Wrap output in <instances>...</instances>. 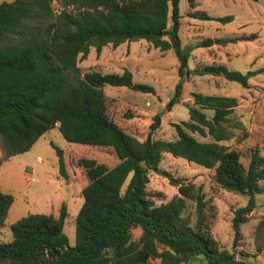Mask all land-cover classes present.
<instances>
[{
    "label": "trees",
    "instance_id": "obj_1",
    "mask_svg": "<svg viewBox=\"0 0 264 264\" xmlns=\"http://www.w3.org/2000/svg\"><path fill=\"white\" fill-rule=\"evenodd\" d=\"M190 15L231 19L230 14L211 16L200 10ZM179 17L178 0L0 1V162L27 150L55 125L65 140L109 146L116 157L111 165L93 157L76 158L86 182L80 189L82 202L75 215L72 245L62 231L66 210L61 203L57 215L28 212L10 222L11 238L0 241V264H187L196 253L210 264H247L221 248L213 236L200 185L158 166L161 154L169 152L212 168V179L222 189L247 195L243 205L232 209L235 246L239 223L255 206L254 195L264 194V155L259 148H249L244 166L238 149L219 142L233 136V128H243L241 120L233 117L236 97L193 91L188 118L171 122V138L151 135L159 123L155 115L140 139L108 115L102 86L125 85L142 91L151 86L133 82L128 69L81 71L78 65L90 47L98 54L106 44L115 47L143 38L158 49L171 48L179 75L171 100L177 101L191 49L181 47ZM211 42L207 36L194 45ZM192 70L221 75L242 86H248L247 78L254 72L228 69L217 61ZM203 109H210V115ZM193 131L211 139L199 140ZM50 144L58 174L65 176L61 148ZM150 170L166 177L176 193L155 203L153 197L161 198L162 192L147 191ZM186 200L191 202L192 221L185 211ZM11 201L12 194L0 189V225ZM263 222L264 217L255 230ZM132 227L140 228L136 238L131 237ZM262 247L263 243L254 246L256 252Z\"/></svg>",
    "mask_w": 264,
    "mask_h": 264
},
{
    "label": "rangeland",
    "instance_id": "obj_2",
    "mask_svg": "<svg viewBox=\"0 0 264 264\" xmlns=\"http://www.w3.org/2000/svg\"><path fill=\"white\" fill-rule=\"evenodd\" d=\"M178 10L181 47L190 46L191 49L177 101L171 100L174 84L179 78L177 57L171 48L158 49L143 38L123 41L115 47L106 44L98 54L90 47L86 57L78 61L79 68L81 71L96 68L101 72L128 69L133 82L151 86L148 91L125 85L102 86L106 94L108 115L119 127L140 139L146 136L155 115L159 123L151 135L171 138L174 133L171 122L188 118L187 105L191 103L193 91L236 97L233 117L241 120L243 128H233V136L219 142L238 149L239 159L245 166L251 146H257L259 153L264 155V0H178ZM194 10L204 11L211 16L230 14L231 19L219 21L193 17L190 12ZM207 36L212 38L211 44L194 45ZM227 37L235 39L227 40ZM211 61L241 72L253 70L247 78L248 86H242L221 75L193 72V67ZM169 100L171 103L166 108ZM203 110L210 115V109ZM190 133L199 140L211 139L208 134L200 135L195 131ZM50 141L61 148L65 176L58 174L56 154ZM79 156L93 157L107 165L116 160L111 147L67 141L58 128L53 126L39 135L27 150L0 162V189L12 194V201L0 225V241L11 238L9 223L19 216L28 212H50L57 215L63 203L66 215L62 231L67 243H74L75 215L82 202L80 189L86 179L82 167L76 163ZM158 166L173 176L200 185L207 200L205 213L209 216L212 234L221 248L233 251L235 258L247 264H264V222L255 230L259 219L264 217L263 193L254 195L255 206L248 213L247 219L239 223L240 238L233 246L230 226L232 209L243 205L247 195L222 189L212 179V168L169 152L161 154ZM146 189L148 192H162L161 198L153 197L155 203L165 201L176 193V187L153 170L148 172ZM185 211L192 221L193 212L189 200H186ZM130 231L131 237L136 238L140 228L132 227ZM257 243H263L258 252L254 248ZM187 264L210 263L202 253H196Z\"/></svg>",
    "mask_w": 264,
    "mask_h": 264
},
{
    "label": "water",
    "instance_id": "obj_3",
    "mask_svg": "<svg viewBox=\"0 0 264 264\" xmlns=\"http://www.w3.org/2000/svg\"><path fill=\"white\" fill-rule=\"evenodd\" d=\"M171 103V100H169L168 102H167V104H166V108H168L169 107V104Z\"/></svg>",
    "mask_w": 264,
    "mask_h": 264
},
{
    "label": "crops",
    "instance_id": "obj_4",
    "mask_svg": "<svg viewBox=\"0 0 264 264\" xmlns=\"http://www.w3.org/2000/svg\"><path fill=\"white\" fill-rule=\"evenodd\" d=\"M116 46H117V45H116ZM102 49H103V46L101 47V50H102ZM101 50H100V51H101ZM88 52H89V51H88ZM55 126H56V125H55ZM40 135H41V134H40ZM23 152H24V151H23ZM114 162H115V161H114ZM114 162H113V163H114ZM113 163H112V164H113ZM85 182H86V179H85ZM84 184H85V183H84ZM84 184H83V185H84ZM2 191H3V190H2Z\"/></svg>",
    "mask_w": 264,
    "mask_h": 264
},
{
    "label": "built area",
    "instance_id": "obj_5",
    "mask_svg": "<svg viewBox=\"0 0 264 264\" xmlns=\"http://www.w3.org/2000/svg\"><path fill=\"white\" fill-rule=\"evenodd\" d=\"M145 103L147 104V103H148V101H145Z\"/></svg>",
    "mask_w": 264,
    "mask_h": 264
}]
</instances>
